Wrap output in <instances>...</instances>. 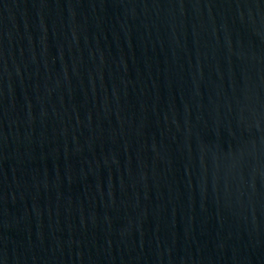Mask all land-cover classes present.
I'll return each mask as SVG.
<instances>
[{
    "label": "water",
    "instance_id": "obj_1",
    "mask_svg": "<svg viewBox=\"0 0 264 264\" xmlns=\"http://www.w3.org/2000/svg\"><path fill=\"white\" fill-rule=\"evenodd\" d=\"M0 264H264V0H0Z\"/></svg>",
    "mask_w": 264,
    "mask_h": 264
}]
</instances>
